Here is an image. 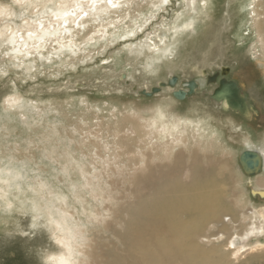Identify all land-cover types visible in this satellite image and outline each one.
I'll return each mask as SVG.
<instances>
[{"label": "rangeland", "instance_id": "1", "mask_svg": "<svg viewBox=\"0 0 264 264\" xmlns=\"http://www.w3.org/2000/svg\"><path fill=\"white\" fill-rule=\"evenodd\" d=\"M0 1L16 10L12 24L22 21L24 15L35 17L40 13L30 12L29 0L22 4ZM178 1L183 0H172L163 12L165 16H152L144 31L137 30L136 35H130L135 25L126 12L131 11V4H124V18L107 27L98 25L104 17L97 21L95 11L91 16H78L71 20L70 29L79 32L80 36L74 32L77 39L88 43L80 44L78 50L73 48L74 52L60 46L49 53L43 49L26 54L20 60L3 55L7 48L0 44V72L8 73L7 77L0 75V176H12L11 182H0L6 188L0 190V264H52V253L59 254L63 249L60 243L64 241L57 239L58 235L69 238L77 264L80 260H85L81 264H109L115 251H127L128 225L137 208L146 207L159 186L135 188L131 183L145 169L147 155L143 158L138 153H124L136 134L121 128L126 118L137 120L131 111L135 104L148 108L160 94L172 95L173 89L187 93L175 99L172 112L179 118L194 119L182 131L181 162L190 166L191 156L197 154L200 169H208L191 175L183 168V180L204 177L216 164L213 162H228L231 171H224L222 178L230 195L226 203L246 212L264 205V191L255 190L254 177L246 175L238 163L246 145L238 132L231 135L229 130L230 121L236 119L256 147L264 146V56L260 44L252 50L255 34L246 23L248 8L238 9L244 0H201L194 28L175 34L173 26L181 22L178 16L183 18L188 9L180 7ZM44 3L41 10L48 11L54 0ZM142 4L140 9L148 8L146 0ZM77 19L80 24L88 19L91 22L82 31ZM92 22L100 28L99 37ZM93 33L95 40L90 39ZM163 33L167 35L165 43L176 41L168 58L147 62V55L130 54L141 42L151 43L148 37L158 41L157 35ZM213 75L217 76L215 82L209 79ZM173 76L175 84L170 86ZM222 77L234 79L241 86L251 109L249 118L237 110H225L223 101L214 99ZM189 81L197 84L192 93L182 83ZM167 85L170 89L165 90ZM9 97L18 103L9 105ZM212 115L221 117L225 124L212 119ZM201 117L207 120L199 125L213 123L221 130L213 145L197 131ZM136 133L142 136L140 127ZM153 137H143L138 142L142 145L139 151L148 154L152 149L155 158L151 164L161 167L166 162L162 158L164 140ZM120 139L123 148L117 143ZM200 141L204 147L210 144L208 151L200 150ZM34 217L41 225L35 230L31 229ZM224 219L231 227L248 222H234L230 214ZM56 220L61 226L55 224ZM26 232L29 234L24 235ZM258 233L263 234L264 242V230ZM216 236H202L200 242L206 246L219 244ZM246 242L245 249L250 245ZM236 244L241 241L236 239ZM223 249L229 252L226 246ZM231 258L235 264H264V250Z\"/></svg>", "mask_w": 264, "mask_h": 264}, {"label": "bare ground", "instance_id": "2", "mask_svg": "<svg viewBox=\"0 0 264 264\" xmlns=\"http://www.w3.org/2000/svg\"><path fill=\"white\" fill-rule=\"evenodd\" d=\"M14 1L19 4L26 2V0ZM146 1L148 8L140 9L144 0H113L114 3H119L122 8L118 7L112 10V7L108 5L107 0H104V3L96 8L93 7L90 0H54L53 6L49 7L48 11H44L45 9H41L46 6L44 3L45 0L40 2L29 0L30 12L40 11V13L35 17L24 15L23 19H21L22 21H17L15 24H12L13 20L11 19V16L15 14L16 10H14L12 5L0 1V44L5 45L7 51L11 52L12 46L6 43V40L10 38L12 34H16V47L20 49V52L17 53L12 51L10 57L19 58L20 60V57L26 54L29 56L36 52L41 53L43 52V49H47L49 53L60 46L65 47L66 49L69 48L71 49V52H74L72 51L73 48L78 50L77 48H79L80 44L88 43V40L81 41L77 39V36H80L79 32L74 31L79 34L76 36V34L70 29L72 26L69 25H71L78 16H83V12H88L91 16V13L95 11L93 17H95L97 21L99 18L101 19V17H104L100 20V23L96 20L95 21L98 25H105V27H107L106 24H110V22L113 21H120L124 18V4H131L132 6L131 11L128 9L126 12H129L127 14L131 15V20L133 21V25H135L134 28H131V33H135L134 35H136L139 28L145 29L144 27L151 22L152 16L157 15L163 17L165 16L163 13L164 10L168 9L167 5L160 9L153 7V5L159 3L160 0ZM203 1L207 2V0ZM62 2L67 7L61 8L60 5ZM171 2L172 0H170L169 3ZM178 2L180 4L182 3L181 5L179 4L180 7L184 8L185 5L188 9L183 18H181L180 15L178 16L177 20H180L181 22L178 25L173 26V29L175 34L180 31L181 34H185L194 28L198 14L197 9L202 1L196 0L194 8L191 7L192 0ZM98 3H101L100 0H97L95 6L98 5ZM77 4H79L80 7H77ZM90 6L93 8L90 9ZM246 8H248L245 12L246 23L249 24L251 30H253L255 34L254 39L251 42L252 50L255 51L260 44L264 56V0H244L243 3L239 2V10ZM4 9L8 10V14L4 13ZM65 11L75 12L76 15H68L65 18L63 17V12ZM52 13H60L61 18L58 20L56 16L52 15ZM65 19L67 21L66 23L64 22ZM3 20L4 22L1 24V21ZM25 20L28 21L27 25L24 23ZM36 20H39L44 24L45 32L51 30L55 35H46L44 36L43 41L39 39H30L27 36V32H36L38 27V25L34 23ZM71 20L73 21L71 22ZM83 21L80 24L82 31L85 30L84 28L86 24L91 22L89 19L86 23ZM92 23H94V28H98V25H95V22ZM186 24H191V27L186 28ZM94 33L96 35L98 34L97 36L99 37L100 28H98L96 32L94 30ZM94 33L91 35V40L97 39L93 36ZM36 34L37 36H41L44 35V32H36ZM66 34L68 35L66 36ZM81 35H83V33ZM21 37H23V39H21ZM157 37L159 38L158 41H154L152 37H148L151 43L147 40L141 42L138 44L139 47L131 50L130 54L134 56L138 55L139 57L147 55V62L149 59L163 60L168 58V54L173 51V45L176 41L165 43L167 38L165 33L161 36L157 35ZM113 40H116V37ZM57 41H59V43H57ZM163 43H165L164 46H162ZM24 44H27L28 47L24 48ZM37 49H39V51ZM146 50L150 51V54L147 53ZM156 52H160V54H156ZM76 53H79V51ZM17 62L20 63L19 61ZM143 65L145 67V64ZM209 79L212 80V76ZM183 83L184 86L189 89V91L187 90L188 93H192L197 86L194 81ZM174 84L175 81L169 83L170 86ZM189 85H193V87H190ZM170 86L167 85L164 89L168 90L170 89L168 88ZM228 89L229 87L226 86L225 90L227 91ZM174 90L175 89L172 90V93ZM172 95L174 96V94ZM172 95L171 93L160 94L157 99L151 101V104L149 103L148 106H146L148 108L135 104L136 107H132L131 111H133V115L137 117V120L134 121L132 118H126L125 126L121 128V131L123 132L131 131V133L136 134L135 137H131V140H133V142H131V147L126 149L124 153H138L143 158L147 155L145 169L137 174L131 183L135 188H138L141 185L147 187H159L154 190L156 194L151 197L150 202H146L148 205L146 207L137 208L136 214L133 215V219L128 225L126 237L128 241L127 251L123 254L115 251L111 255L110 259L112 260H109V264H235L231 256L238 258L239 254H243L247 251L248 253H258L263 251V234H259L258 232L264 230V205L261 204L258 207H254L251 211L246 212L241 210L238 206L233 207L226 203V200L229 199L230 195H227V187L222 178L224 171H231L228 162L218 164L217 162H213L216 164H212V166L210 164L212 169L205 174L204 177L196 176L193 179L191 178L188 182L183 180V168L185 169V172H195L196 174L200 173L202 170L208 169H205L204 166L200 169L197 154L191 156L192 163L190 166H185V164L181 162L182 154L180 145L184 142V140L181 139L182 131H185V125L193 122L194 119L192 117L179 118L177 114L172 112L174 101L177 99L176 96L173 97ZM11 104L12 103L10 102L9 105ZM228 109L232 108L230 107ZM213 118L225 124L221 117L212 115V119ZM206 120V118L201 117V120L197 121V131L202 138H207L206 140H210L211 145H213L214 140H219L221 130H219V127H216V125H213V123L199 125V122H205ZM229 126L231 135H233L234 132H238V136H240L243 143L246 145L241 152L250 149L257 150L260 153L262 159L261 170L254 175L247 174L242 167L239 161L241 152L238 156V163L246 175L254 177L255 190L264 191V146L256 147L253 144L251 136L247 135L246 131H243V127L241 128L240 122L236 121V119L230 121ZM138 127H140L142 136L136 133ZM152 135H154V139L158 138L164 140L162 158L166 159V162L161 167L159 164H151L155 158L154 153L151 151L152 149H149V152H146L148 154L141 152V150L139 151V149L142 148V145H139L142 138L145 136L151 137ZM127 140H129V138H127ZM161 140L158 144L162 143ZM206 140L203 142H206ZM117 143L123 148V142L121 139ZM209 147L210 144H208V147H204V144L200 141L201 151V148H206L208 151ZM142 161L143 160H141V162ZM194 169H196V171H194ZM11 177L0 176V182H9ZM96 177L97 175H95V178ZM0 190H6L5 186L1 185ZM111 199L112 198H109V200ZM105 210H107V208H105ZM229 214L234 222H240V220H248V222L231 227L224 219L225 216ZM55 224L58 227L61 226L58 220L55 221ZM214 229H216V231H213ZM236 229L237 231L233 233V230ZM64 232H66V230H64ZM215 234H218L216 237L219 244L206 246L200 242L202 236L211 237ZM57 239L64 241V244L60 243L63 245V249L59 254L52 253L53 255H50L52 257V264H64V261L67 260L69 256L75 261V264H77L78 260L76 254L74 250L71 249L72 244L67 235H58ZM236 239L240 240L241 244L237 245ZM245 241H247V244H250L246 249V244H243ZM225 246L229 252L223 249ZM75 250H78L77 252L82 254L89 255L88 251L83 252V250H80L79 248H75ZM82 262H85V260H80V264Z\"/></svg>", "mask_w": 264, "mask_h": 264}, {"label": "water", "instance_id": "3", "mask_svg": "<svg viewBox=\"0 0 264 264\" xmlns=\"http://www.w3.org/2000/svg\"><path fill=\"white\" fill-rule=\"evenodd\" d=\"M226 72L227 68L223 67L222 73L226 74ZM175 80L176 77L173 76L169 79V83H172ZM212 80L215 82L217 80V76L213 75ZM219 83V86L215 89L213 94L214 99L223 100V108L225 110L231 107L232 109L239 111L245 118H249L251 116V109L241 90V86H239L234 79L230 80L227 77H222ZM189 86L193 87V85ZM226 86L229 87L227 91L225 90ZM186 93L187 92L183 89L173 91L174 96L179 99L185 97ZM239 161L247 174L254 175L261 170L262 159L257 150H244L239 156Z\"/></svg>", "mask_w": 264, "mask_h": 264}, {"label": "snow or ice", "instance_id": "4", "mask_svg": "<svg viewBox=\"0 0 264 264\" xmlns=\"http://www.w3.org/2000/svg\"><path fill=\"white\" fill-rule=\"evenodd\" d=\"M90 2H91V4H92L93 7H94L95 4H96V2H97V0H90ZM100 2L103 3L104 0H100ZM169 2H170V0H160V2L154 4L153 7H154V8H157V9H160V8H162L163 6L168 5ZM195 2H196V0H192V5H191V7H193V8L195 7ZM107 3H108V5H110L112 8H118V7H121V5H120L119 3H114L113 0H107ZM76 6H77V7H80L79 4H77ZM60 7H61V8H65V7H67V6H66L65 4H63V2H62L61 5H60ZM4 13H5V14H8V10H7V9H4ZM52 15H53V16H56L58 20L61 18L60 13H52ZM68 15H73V16H75L76 13H75V12H67V11L63 12V17L66 18ZM83 16L87 17V16H88V12H83ZM64 22H65V23L67 22L66 19L64 20ZM24 23H25V25H27V24H28V21L25 20ZM34 23H35L36 25H38L36 32H44V35L37 36L36 32L28 31V32H27V36H28L30 39H39V40L43 41L44 36H46V35H55V33L52 32L51 30H48V31L45 32V31H44V24L41 23L39 20L34 21ZM76 24H77V27H80V26H81L80 23H79V20L76 21ZM185 27H186V28H189V27H191V24H186ZM138 31L143 32L144 29H143V28H139ZM134 34H135V33H130V35H134ZM6 35H7V34H6ZM21 39H23V37H21ZM6 43H8L9 45L12 46V51L17 52V53L20 52V49L16 47V43H17V41H16V34H12L11 37L8 38V39L6 40ZM57 43H59V41H57ZM23 47H24V48H27L28 45H27V44H24ZM37 50L39 51V49H37ZM3 55L10 57V56L12 55V53L9 52V51H4ZM0 75H2V76H4V77H7V76H8V73H7L6 71H4V72H0ZM8 99H9V101H10L11 103H13V104L18 103V101H16V100L13 99V97H9ZM25 215H27V213H25ZM37 221H38V217H34V218H33V223L31 224V229L35 230V229L41 227V225H40ZM28 234H29V233H27V232L24 233V235H28Z\"/></svg>", "mask_w": 264, "mask_h": 264}, {"label": "clouds", "instance_id": "5", "mask_svg": "<svg viewBox=\"0 0 264 264\" xmlns=\"http://www.w3.org/2000/svg\"><path fill=\"white\" fill-rule=\"evenodd\" d=\"M67 255V254H66ZM64 264H75V261H73L71 259V257L69 256V258L67 260L64 261Z\"/></svg>", "mask_w": 264, "mask_h": 264}]
</instances>
